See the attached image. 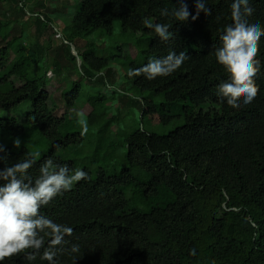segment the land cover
I'll return each instance as SVG.
<instances>
[{
  "label": "trees",
  "instance_id": "obj_1",
  "mask_svg": "<svg viewBox=\"0 0 264 264\" xmlns=\"http://www.w3.org/2000/svg\"><path fill=\"white\" fill-rule=\"evenodd\" d=\"M195 14L196 0H183ZM180 0H75V11L65 27L66 41L94 30L110 33L114 22L123 32L140 33L149 39L146 57L163 58L170 51H183L189 59L173 74L147 80L144 75L129 77L139 69L129 65L125 79L140 93L161 95L165 104L188 102L183 108V124L167 135L141 130L125 139L129 167L109 175L100 170L57 196L41 212L56 223L73 229L68 243L57 250V264H72L66 250L79 244L83 254L76 264H264V37L258 59L262 68L255 78L258 92L248 105L229 106L218 95V85L229 74L215 59V50L225 25L231 20L232 0H208L210 16L201 12L184 24L160 12L179 5ZM251 18L264 23V0H251ZM171 23L174 37L156 36L151 25ZM9 43L0 48V112L11 111L25 101L31 104L25 124L1 119L0 131L17 139L25 125L36 127L49 145V152L36 159L30 176H39L43 162L52 158L76 170L72 161L57 156L59 150L76 146L78 134L60 133L79 98L75 82L62 92V104L51 107L49 99L60 88L44 79H29L26 57L10 62ZM83 63L100 72L107 59ZM145 66V65H144ZM214 107L203 111L206 104ZM93 108L89 117L94 115ZM142 118L167 124L171 117L159 112L152 101L142 103ZM0 169L32 155L2 144ZM137 168L148 177L146 198L159 189L172 201L149 206L147 211L132 208L119 188H127ZM144 187V186H142ZM48 238H46L47 241ZM48 247H56L48 244ZM44 249L41 250L43 253ZM4 264H29L23 255L7 258ZM31 264H48L40 256Z\"/></svg>",
  "mask_w": 264,
  "mask_h": 264
},
{
  "label": "rangeland",
  "instance_id": "obj_2",
  "mask_svg": "<svg viewBox=\"0 0 264 264\" xmlns=\"http://www.w3.org/2000/svg\"><path fill=\"white\" fill-rule=\"evenodd\" d=\"M74 11L75 0H0V48L9 43L12 63L21 55L26 57L29 79L60 85L49 99L51 107L62 104L61 93L69 91L73 83L79 85V98L60 131L62 135L78 134L79 143L59 150L57 156L72 161L76 169H88L93 176L100 170L113 175L129 167L125 157L127 137L138 130L167 135L183 124V108L188 102L165 104L161 95L140 93L125 79L131 63L144 66L152 57L145 55L149 39L140 33L123 32L118 21L110 33L94 30L66 41L64 29ZM86 58L94 64L107 59L109 64L95 72L83 63ZM144 101L154 102L171 120L163 125L142 118ZM213 107L208 103L202 109ZM93 108L95 113L89 117ZM30 111L31 104L25 101L11 111L2 110L0 118L25 124ZM24 129L17 138L21 141L19 148L14 145L16 139L9 138L5 131H0V142L15 151L24 148L36 159L45 156L49 152L47 140L36 127L25 125ZM131 174L135 183L119 191L132 208L147 211L149 206L172 201V195L162 189L146 198L147 175L137 168L131 169Z\"/></svg>",
  "mask_w": 264,
  "mask_h": 264
},
{
  "label": "clouds",
  "instance_id": "obj_3",
  "mask_svg": "<svg viewBox=\"0 0 264 264\" xmlns=\"http://www.w3.org/2000/svg\"><path fill=\"white\" fill-rule=\"evenodd\" d=\"M250 3L251 0H232V22L224 26L219 37L221 46L215 50L216 62L229 74V79L218 85V95L229 106L236 108L248 105L255 99L258 92L255 78L262 68L261 60L257 57L261 37H264V23L251 18L254 9ZM201 12L205 16L212 14L208 0H196L195 14L180 0L178 6L162 9L160 15L184 24L190 16L195 21ZM172 26L171 23L151 25L162 41L176 35L169 31ZM188 59L189 56L183 51L179 54L170 51L163 58H152L142 68L130 70L128 76L144 75L147 80L167 77L180 69ZM84 131H87L86 126ZM20 144L19 139L14 141L15 147L19 148ZM3 151V146H0V152ZM35 164L36 157L30 156L0 169V264H4L7 258L19 255H23L29 264L38 256L48 264H57V250L68 243L66 237L73 232L70 226L48 218L41 209L57 196L71 190L75 183L86 180L88 173L82 169H70L67 164H59L48 158L39 168V176L33 179L29 169ZM48 244L56 247H48ZM66 250L72 256V264H76L83 254L79 244H71Z\"/></svg>",
  "mask_w": 264,
  "mask_h": 264
}]
</instances>
